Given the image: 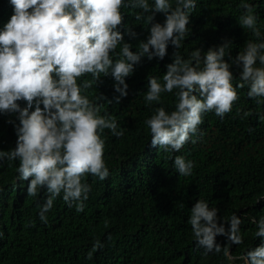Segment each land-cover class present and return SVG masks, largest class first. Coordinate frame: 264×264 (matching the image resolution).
<instances>
[{
    "label": "trees",
    "instance_id": "1",
    "mask_svg": "<svg viewBox=\"0 0 264 264\" xmlns=\"http://www.w3.org/2000/svg\"><path fill=\"white\" fill-rule=\"evenodd\" d=\"M148 2L154 4V0ZM195 2L181 47L169 43L163 60L142 57L126 77L127 96L117 101L120 94L111 75L101 74L89 90L100 114L114 116L124 134L117 137L108 129L101 133L109 176L105 180L91 174L83 178L91 186L83 212H77L74 205L69 207L61 194L45 213L47 222H42L39 212L46 190L28 196V182L17 178L19 161L0 162V264H244L245 252L264 243V237H255L253 223L264 217V103L247 96V85L236 89L239 99L223 119L214 112L203 115V123L192 137L195 143L190 140L179 152L151 146L146 119L156 107L173 111L176 97L174 92L163 93L160 104L147 105L148 78L163 83L175 52L187 60L195 49L203 55L209 48L231 41L226 52L235 57L247 41H257L250 29L238 24L244 11L241 0ZM244 2L253 5L264 39V0ZM140 11L121 9L119 30L134 52L150 34L151 24L135 20ZM12 14L10 0H0V30ZM165 19L164 13H156L152 23L163 24ZM129 28L137 34L135 38L129 37ZM231 71L235 87L241 69L233 65ZM18 103L26 106V101ZM17 117V113H0V150L16 147ZM177 155L194 162L191 175L178 173L173 163ZM197 200L218 209L217 222L226 230L233 214L241 219L242 244H230L223 235L216 237L217 243L228 247V256L223 250L204 255V249L196 245L189 218ZM97 241L103 247L93 250Z\"/></svg>",
    "mask_w": 264,
    "mask_h": 264
},
{
    "label": "clouds",
    "instance_id": "2",
    "mask_svg": "<svg viewBox=\"0 0 264 264\" xmlns=\"http://www.w3.org/2000/svg\"><path fill=\"white\" fill-rule=\"evenodd\" d=\"M10 4L13 14L0 30V113H17L19 124L15 129L16 147L0 150V162L19 161L17 178L28 182V196L36 197L46 190L39 212L40 220L46 223L45 213L61 194L69 207L74 205L77 212L84 211L91 186L83 178L91 174L105 180L109 176L101 133L108 129L117 137L124 134L114 116L100 114V106L89 98V90L101 74L111 75L114 89L120 94L117 101L127 96L126 77L134 72L142 57L163 60L169 43L176 49L181 47L189 33L187 26L196 2L10 0ZM123 7L140 9L135 20L144 19L151 24L148 38L139 43L136 52L124 42L119 30ZM240 7L244 11L238 24L250 29L257 41H247L235 57L226 52L231 41L209 48L203 55L195 49L187 60L175 52L173 62L166 66L163 83L156 77L148 78L144 94L147 105L160 104L163 93L174 92L176 97L173 111L156 107L145 121L152 147L179 152L198 133L205 113L214 112L223 119L232 111L239 99L237 88L247 85V96L264 103V39L253 5L241 0ZM156 13L165 14L163 24L152 23ZM127 32L130 38L137 35L131 28ZM118 45H122L119 52ZM233 65L241 69L240 83L235 87ZM89 74L91 79H85ZM21 100L26 101L25 107L18 103ZM173 163L182 176L191 175L195 166L180 155L175 156ZM217 213V208L210 209L205 201L197 200L189 223L204 255L223 250L228 256V247L217 243L216 237L223 235L230 244H242V221L233 214L226 230L218 224ZM253 223L257 226L255 237H264V217L253 219ZM102 247L97 241L93 250ZM243 259L244 264H264V243L247 250Z\"/></svg>",
    "mask_w": 264,
    "mask_h": 264
}]
</instances>
